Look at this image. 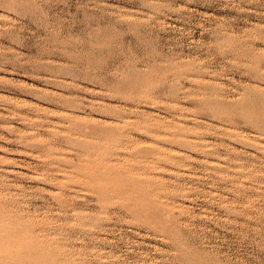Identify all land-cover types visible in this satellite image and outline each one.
Returning <instances> with one entry per match:
<instances>
[{"label":"rangeland","instance_id":"374dc122","mask_svg":"<svg viewBox=\"0 0 264 264\" xmlns=\"http://www.w3.org/2000/svg\"><path fill=\"white\" fill-rule=\"evenodd\" d=\"M0 264H264V0H0Z\"/></svg>","mask_w":264,"mask_h":264}]
</instances>
